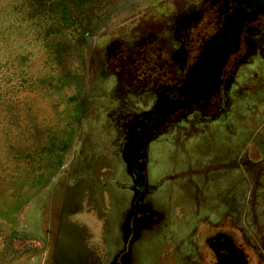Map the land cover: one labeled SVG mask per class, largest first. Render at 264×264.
Instances as JSON below:
<instances>
[{
  "label": "rangeland",
  "instance_id": "374dc122",
  "mask_svg": "<svg viewBox=\"0 0 264 264\" xmlns=\"http://www.w3.org/2000/svg\"><path fill=\"white\" fill-rule=\"evenodd\" d=\"M15 4L0 264H264V0Z\"/></svg>",
  "mask_w": 264,
  "mask_h": 264
},
{
  "label": "trees",
  "instance_id": "16d2710c",
  "mask_svg": "<svg viewBox=\"0 0 264 264\" xmlns=\"http://www.w3.org/2000/svg\"><path fill=\"white\" fill-rule=\"evenodd\" d=\"M16 9L20 12L26 24L27 20L34 24L40 23L42 26L49 27L50 24L56 23L61 25L67 20L69 13V3L74 0H13ZM18 6V8H17ZM21 24V23H20Z\"/></svg>",
  "mask_w": 264,
  "mask_h": 264
}]
</instances>
